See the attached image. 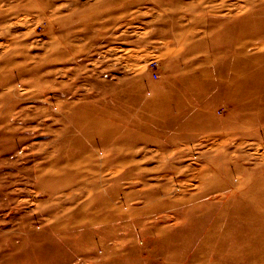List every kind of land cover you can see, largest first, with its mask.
<instances>
[{"label": "rangeland", "instance_id": "rangeland-1", "mask_svg": "<svg viewBox=\"0 0 264 264\" xmlns=\"http://www.w3.org/2000/svg\"><path fill=\"white\" fill-rule=\"evenodd\" d=\"M258 110L264 0H0V264H264Z\"/></svg>", "mask_w": 264, "mask_h": 264}, {"label": "crops", "instance_id": "crops-1", "mask_svg": "<svg viewBox=\"0 0 264 264\" xmlns=\"http://www.w3.org/2000/svg\"><path fill=\"white\" fill-rule=\"evenodd\" d=\"M241 71H242V73H247V71H246V69L244 67L242 68ZM242 89H243V86H242ZM246 98L247 97H243V100L246 99ZM223 107H224V105H223ZM248 107H249L248 101L243 102L242 106H241V116L240 117L232 119L231 121L226 122V123H213L210 126V130H217V129H221V130H225L226 129V130H228V129H231L230 127L228 128L230 123H232L233 121H238L239 118H242V119L246 118L248 123L246 125H243L242 127H240L237 130H239L241 132V134H243V135L246 134V133H249V131H250L249 124L251 123V122L249 123V119L251 118V116H250L251 113H250V110H249ZM224 109H225V107H224ZM223 110H221L220 112L217 111L216 113L217 114H222ZM225 111H227V110L225 109ZM257 114H259V118H262V117L264 118V112L262 110H258ZM254 115H255V113L253 112V116ZM263 125H264V122H263Z\"/></svg>", "mask_w": 264, "mask_h": 264}, {"label": "built area", "instance_id": "built-area-1", "mask_svg": "<svg viewBox=\"0 0 264 264\" xmlns=\"http://www.w3.org/2000/svg\"><path fill=\"white\" fill-rule=\"evenodd\" d=\"M223 106H220L219 108H218V112H220L221 110H223Z\"/></svg>", "mask_w": 264, "mask_h": 264}]
</instances>
